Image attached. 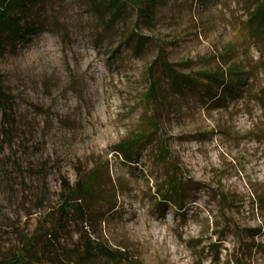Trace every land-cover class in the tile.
I'll list each match as a JSON object with an SVG mask.
<instances>
[{
	"label": "rangeland",
	"instance_id": "1",
	"mask_svg": "<svg viewBox=\"0 0 264 264\" xmlns=\"http://www.w3.org/2000/svg\"><path fill=\"white\" fill-rule=\"evenodd\" d=\"M24 22L0 55V257L83 181L88 233L133 263L264 264V0H156L149 22L37 0Z\"/></svg>",
	"mask_w": 264,
	"mask_h": 264
},
{
	"label": "trees",
	"instance_id": "2",
	"mask_svg": "<svg viewBox=\"0 0 264 264\" xmlns=\"http://www.w3.org/2000/svg\"><path fill=\"white\" fill-rule=\"evenodd\" d=\"M36 1L0 0V55L8 43L12 44L18 38L27 37L31 27L26 22L22 23V20ZM92 2L97 9H103V13L107 15V22L114 20L127 6H133L137 15L149 22L156 4V0H92ZM160 61L170 81L176 83L178 74L169 68L162 57ZM12 107L13 96L4 90L0 74L2 117L7 116ZM3 121L5 120H0V131L4 134ZM124 148L127 149L125 144ZM126 152L123 151L125 158L128 157ZM178 185L177 181L171 184V188L168 189L170 196L174 197V187ZM63 189L66 197L53 219L54 225L36 228L30 236L23 237L20 240V248L14 253L5 252L7 254L0 257V264H139L133 263L125 251L110 247L88 233L85 226L89 225L90 218L84 205V197L91 191L88 182L76 181L73 185L66 182ZM69 221L75 226L74 231L78 234L72 248L61 242L62 236L59 234L66 229Z\"/></svg>",
	"mask_w": 264,
	"mask_h": 264
}]
</instances>
